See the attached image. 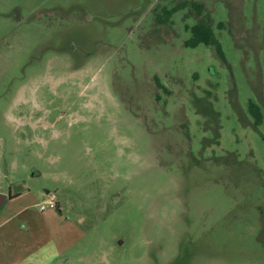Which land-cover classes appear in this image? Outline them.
Listing matches in <instances>:
<instances>
[{"label": "rangeland", "instance_id": "rangeland-1", "mask_svg": "<svg viewBox=\"0 0 264 264\" xmlns=\"http://www.w3.org/2000/svg\"><path fill=\"white\" fill-rule=\"evenodd\" d=\"M0 193L18 264H264V0H0Z\"/></svg>", "mask_w": 264, "mask_h": 264}, {"label": "trees", "instance_id": "trees-1", "mask_svg": "<svg viewBox=\"0 0 264 264\" xmlns=\"http://www.w3.org/2000/svg\"><path fill=\"white\" fill-rule=\"evenodd\" d=\"M189 5L188 2H182L171 9L163 8L162 15H157L159 19V23L167 22L171 16L181 10H184ZM191 8L195 11L197 16H200L203 12V5L197 3H191ZM157 19V20H158ZM190 37L184 42V46L187 48H196L199 45H204L206 47H212L215 51L217 57L225 61L221 48L217 39L214 37L213 31L210 26V19L208 18L207 21H199L195 23L193 26L189 28ZM251 110H253L254 106L250 105ZM254 117L255 123L258 124V117L256 111H252L251 113Z\"/></svg>", "mask_w": 264, "mask_h": 264}, {"label": "crops", "instance_id": "crops-1", "mask_svg": "<svg viewBox=\"0 0 264 264\" xmlns=\"http://www.w3.org/2000/svg\"><path fill=\"white\" fill-rule=\"evenodd\" d=\"M6 253V251L2 254L0 252V264H18L19 261L14 256L10 259Z\"/></svg>", "mask_w": 264, "mask_h": 264}, {"label": "built area", "instance_id": "built-area-1", "mask_svg": "<svg viewBox=\"0 0 264 264\" xmlns=\"http://www.w3.org/2000/svg\"><path fill=\"white\" fill-rule=\"evenodd\" d=\"M56 208V202H54V197L49 199V201L47 202V204L44 206L42 205L40 207L41 210H44L45 208Z\"/></svg>", "mask_w": 264, "mask_h": 264}, {"label": "water", "instance_id": "water-1", "mask_svg": "<svg viewBox=\"0 0 264 264\" xmlns=\"http://www.w3.org/2000/svg\"><path fill=\"white\" fill-rule=\"evenodd\" d=\"M9 196L7 194L0 193V208L5 204L7 200H9Z\"/></svg>", "mask_w": 264, "mask_h": 264}, {"label": "flooded vegetation", "instance_id": "flooded-vegetation-1", "mask_svg": "<svg viewBox=\"0 0 264 264\" xmlns=\"http://www.w3.org/2000/svg\"><path fill=\"white\" fill-rule=\"evenodd\" d=\"M219 60H220V59H219ZM221 61H222V60H221ZM222 63H223V64H224V63L226 64V62H225V61H224V62L222 61ZM8 196H9V198L11 199V196H10V194H9ZM56 204H57V203H56Z\"/></svg>", "mask_w": 264, "mask_h": 264}]
</instances>
